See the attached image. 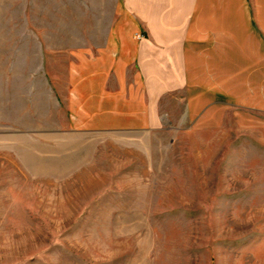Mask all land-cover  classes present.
<instances>
[{"label": "rangeland", "instance_id": "rangeland-1", "mask_svg": "<svg viewBox=\"0 0 264 264\" xmlns=\"http://www.w3.org/2000/svg\"><path fill=\"white\" fill-rule=\"evenodd\" d=\"M106 0H0V264H264V116L68 131ZM179 112L180 109H177Z\"/></svg>", "mask_w": 264, "mask_h": 264}, {"label": "crops", "instance_id": "crops-1", "mask_svg": "<svg viewBox=\"0 0 264 264\" xmlns=\"http://www.w3.org/2000/svg\"><path fill=\"white\" fill-rule=\"evenodd\" d=\"M67 64L68 131L181 132L264 116V0H106ZM177 109H180L178 112Z\"/></svg>", "mask_w": 264, "mask_h": 264}]
</instances>
